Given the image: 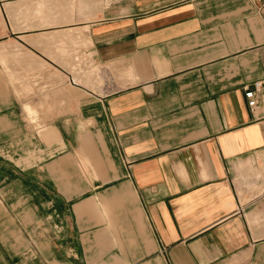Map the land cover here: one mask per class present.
<instances>
[{
	"label": "crops",
	"instance_id": "obj_1",
	"mask_svg": "<svg viewBox=\"0 0 264 264\" xmlns=\"http://www.w3.org/2000/svg\"><path fill=\"white\" fill-rule=\"evenodd\" d=\"M259 80L252 0H0V264H264Z\"/></svg>",
	"mask_w": 264,
	"mask_h": 264
},
{
	"label": "built area",
	"instance_id": "obj_2",
	"mask_svg": "<svg viewBox=\"0 0 264 264\" xmlns=\"http://www.w3.org/2000/svg\"><path fill=\"white\" fill-rule=\"evenodd\" d=\"M257 8L264 9V0H252ZM251 113L259 119H264V80L256 81L244 87ZM263 112V114L261 113Z\"/></svg>",
	"mask_w": 264,
	"mask_h": 264
},
{
	"label": "bare ground",
	"instance_id": "obj_3",
	"mask_svg": "<svg viewBox=\"0 0 264 264\" xmlns=\"http://www.w3.org/2000/svg\"><path fill=\"white\" fill-rule=\"evenodd\" d=\"M93 79V81H94V78H92Z\"/></svg>",
	"mask_w": 264,
	"mask_h": 264
}]
</instances>
